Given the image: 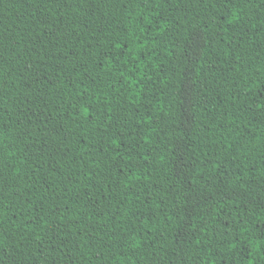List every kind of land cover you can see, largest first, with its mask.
Here are the masks:
<instances>
[{
	"label": "trees",
	"instance_id": "16d2710c",
	"mask_svg": "<svg viewBox=\"0 0 264 264\" xmlns=\"http://www.w3.org/2000/svg\"><path fill=\"white\" fill-rule=\"evenodd\" d=\"M0 264H264V0H0Z\"/></svg>",
	"mask_w": 264,
	"mask_h": 264
}]
</instances>
